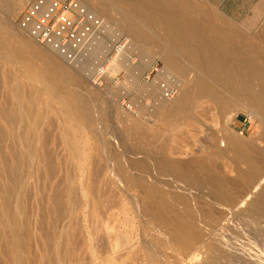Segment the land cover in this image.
<instances>
[{
    "label": "rangeland",
    "instance_id": "374dc122",
    "mask_svg": "<svg viewBox=\"0 0 264 264\" xmlns=\"http://www.w3.org/2000/svg\"><path fill=\"white\" fill-rule=\"evenodd\" d=\"M3 1L6 0L0 2V16L4 15L1 14L4 13ZM29 1L23 0L22 5L14 14L15 18L12 19V26L16 30L17 36L22 39H26L27 36L18 30L17 20L21 10ZM97 1L88 0L90 6L100 11L99 16L105 21L106 29L104 28L105 31L102 35L104 44L102 46L100 44L101 52L98 50L100 53L93 57L90 53L92 51H90L89 55L86 53L73 63L62 61L71 71L69 75L56 72V78L54 76L56 80L51 79L58 84L63 82V87L56 90V95L50 93V96L49 92L42 91L43 82L38 76L44 68L49 75H53L55 72L50 67V63L43 61V57L47 54H54L47 47L44 46L46 52L38 50V53H34L38 44L30 41L27 52L32 55L31 59L22 56L20 59L16 57L15 60L12 58L15 57L12 54L0 51L2 53L0 54V199L12 189L15 183L16 187L11 193L10 205V209L15 215L14 223L18 229L24 225V217L20 212L22 210L28 217L27 228L30 233L28 234L29 244L27 243L29 246L26 245L23 250L19 246L21 237L19 230L8 239L9 237H6V221L0 215V264H21V261L24 264H34L33 259L37 256L36 253H40V248L45 243L44 241L42 244L44 240L41 236L42 231L36 229L40 228L37 227L39 221H43L40 218L45 220V217L47 222H43L48 230L51 231L52 225H54L53 230H55L52 232L58 235L62 234L60 236L67 243H70L71 240L76 245L78 244V249L75 247L77 250L75 248L73 250L76 251L74 254L77 256L82 253L81 256H87L89 251L97 256L99 246L95 245V241L99 238L103 239L107 235L113 238L114 232L117 231L120 236L119 242L127 243L131 240L127 245H130L132 252L134 253L138 249L134 254L141 255L140 258L143 260L154 259L156 262H153L154 264H264V210H250L247 204L240 206L238 202L240 193L246 188V176H249L250 173L245 162L239 159L227 142L229 137H231L229 139H238L242 149L264 164V133L260 132L257 119L252 118L253 122L255 121L252 127L240 134L243 127L241 120L249 114L246 110L247 106L245 107V104L243 106L229 92V83L212 84L216 94L208 98L201 97L198 95L199 86L196 79L204 73L196 63L185 58L182 49L171 48L161 36L151 29L145 28L142 22H136L137 26L141 28V33L132 35L129 29L134 22V17L128 9V3L124 4L121 0H108L110 5L106 6L109 7L104 12L102 6L107 0L105 2ZM192 1L207 12L209 11L210 20L212 19L211 22L217 29L220 28L218 30H224L227 25H230L243 34L254 36L257 43L254 40L252 42L256 43L261 52L264 51L262 49L264 44L257 41L258 35L259 37L264 36V0ZM100 8L102 9L100 10ZM121 39L127 41L124 55H122L128 62L122 67L120 86H115L110 82L115 72L112 69L107 74L108 80L105 86L101 88L93 86L90 74L95 67L104 63L112 45ZM236 42L240 45L246 43L245 39L237 37ZM164 50L175 57L177 65L180 66L177 73H172L174 76L166 75L174 87L173 97L191 87L195 91L189 94L188 109H186V115L182 120L173 119L168 112L172 105V101H170L172 97L164 100L159 96L155 84L157 79L161 78L158 77V73L153 72L149 82H146L142 76L144 70L154 64H157L161 71L163 64L158 55ZM133 59L136 61L135 65L132 64ZM129 62L131 64H128ZM35 68L40 69V72ZM9 77H13L12 80ZM68 90L77 94L74 98L73 115H68L64 111L65 91ZM159 102H164V108L161 110L156 108ZM27 110L29 111L27 112ZM17 111H21L20 118L15 116ZM86 114L88 118L94 120L96 126L94 124L87 125ZM167 114L168 117H165ZM15 117L17 118L15 119ZM70 120L75 124L73 130L67 124V121ZM91 129H94L95 132ZM73 140L80 147L79 153L82 155L79 154V158L74 157ZM213 146L223 150V155L220 157L209 156ZM162 161L185 166L187 170H191V177H200L202 183L192 184L189 177L176 179L172 182V175L166 177L161 174L163 169L160 163ZM199 162H203V168L198 169L200 171L195 173V165ZM146 164H149L148 169L151 170L149 169V172L143 170L141 173L143 187L151 188L153 186L149 173H152L151 176L156 173L155 176H159L157 178L169 179V182L176 186L175 188L182 191L186 204L175 203L170 213L172 215L179 214V225L192 224L200 232L199 241L196 242L192 251L190 249L186 252L181 245L178 247L173 245L170 238H167L169 237L167 232L173 226L172 223L163 225L158 220H154L157 217H153L151 212L146 210L149 205L145 201V194L141 193L143 191L142 184L137 182V178L133 174L136 168L146 167ZM157 166L158 169H162L161 172L159 169V175ZM122 171L128 173L130 187H126L125 182L121 180L119 174ZM121 186H124L122 190ZM261 186L256 189L257 191H254L256 192L254 194L264 190V184ZM157 188H159L158 191L163 190L161 184L156 186ZM101 192L104 194L102 195L103 199L101 195L99 196ZM54 195H56L55 197L59 196L57 197L58 206L64 208L67 213L65 218L63 217L65 220L61 218L62 220L58 219L56 222L55 220L51 221L53 218L51 211L54 208L52 206L55 205L52 204ZM166 195V199L171 198L169 192H166ZM61 197L63 198L61 199ZM133 198L136 203L132 204ZM60 199L61 204H59ZM87 199L88 203H86ZM107 199L109 200L106 203ZM65 201L66 203H64ZM111 204L114 205V208L110 206ZM135 205L139 206L136 208ZM87 206L90 210H86ZM108 206L110 207L108 208ZM105 207L109 214L105 212ZM131 207H135L136 211L131 210ZM45 210L47 211L45 212ZM100 211L103 213H99ZM41 215L45 217L43 218ZM158 216L160 215L158 214ZM148 217L149 219H147ZM125 221L128 224H124ZM156 221H158V225ZM51 222H53L52 225ZM150 222L151 224H149ZM70 225L71 227H69ZM127 225L128 229H126ZM159 230L161 232H158ZM90 232L100 234V237H98L99 235L96 237ZM93 236L97 239H94ZM92 238L95 240L94 242ZM121 238L123 239L121 240ZM165 240L166 243H164ZM35 241L39 243L36 244ZM100 242L101 240L98 241V243ZM8 248L13 252V256L7 253Z\"/></svg>",
    "mask_w": 264,
    "mask_h": 264
},
{
    "label": "bare ground",
    "instance_id": "6f19581e",
    "mask_svg": "<svg viewBox=\"0 0 264 264\" xmlns=\"http://www.w3.org/2000/svg\"><path fill=\"white\" fill-rule=\"evenodd\" d=\"M80 1L83 4H85L90 10H92L95 14H97V15L100 14L99 13L100 11H98V9H95L92 6H90V3L88 2V0H80ZM95 1H97V0H95ZM99 1H101V0H99ZM103 1L105 2L106 0H103ZM122 1L124 4L128 3V5H129L128 9L130 10V12L132 13V15L134 17V22H132L131 27L129 29V30H131L132 35H138L139 33H141V28L137 26L136 22H142L145 28L151 29L157 35L161 36L168 43V45L171 48L182 49V51L185 55V58L190 60L191 62L196 63L197 67L200 68L201 72L204 73L202 76H200L196 79L197 85L199 86V88H198L199 94L198 95H200L201 97L208 98V97L214 96L216 94V92L214 90L215 88H214V86H212V84L213 85L214 84L219 85L221 83L222 84H224V83L228 84L229 83L228 84V86L230 85L228 88L229 92L231 94H233L237 98L238 102H241L243 104V106H244V104H245V107L247 106L246 110H248V114L252 118L257 119L258 128H259L261 133H264V53H262L264 51L261 52L259 50V47L256 45L257 42L255 41L254 36L252 37L251 35L243 34V32L236 30V28H234L230 25H227L226 29H224V30L222 28H221L222 30H218L220 28L218 27V29H217L212 24V22H211L212 19L210 20L211 16L208 13L209 11L207 12V10L200 7L199 4L193 2L192 0H121V2ZM0 2H1V0H0ZM22 2H23V0H6L3 3L4 4V13H1L4 15L0 16V26L2 27V29H0V51H3L4 53L7 52V53L12 54L13 56H15V57H12L15 60L17 59L16 57H18L20 59V58H22V56H24V57L26 56V58L29 57L31 59L32 55L28 54V52H27L28 43L31 41V43L38 44V43L34 42L26 34H25L27 36L26 39H24V38L22 39V38L18 37L16 34V30L12 26V24H13L12 19L15 18L14 14H15L16 10L18 8H20V6L22 5ZM112 2H114V1H112ZM98 3H100V2H98ZM105 3H107V4L105 5ZM105 3L102 6L104 12H105V9L107 10V8L109 7V6L108 7H106V6L110 5V4H108V0ZM199 3H200V1H199ZM1 6H3V5H1ZM102 8H100V10ZM210 14H211V12H210ZM18 30H20V29L18 28ZM236 37L239 39L240 38L245 39V41H246V43L244 42L245 45H240V43H237ZM94 40H95L94 42H96L95 48L92 50H87L88 55H89L90 51H92V52H90L92 54V56L93 55L95 56L101 52L100 51L101 46H102V44H104V43H102V41L104 42L103 38L102 37H96ZM253 40L256 43L252 42ZM256 40H257V38H256ZM257 41L264 44V36L259 37V35H258ZM100 44H101V46H100ZM38 45L36 46L37 49L34 51V53H38V50L39 51L43 50L46 52V50H44V46H42L40 44H38ZM262 49H264V47H262ZM98 50L100 51L99 53H98ZM53 53L54 54L49 53V55L47 54L46 56L43 57V61L45 63L46 62L50 63L49 64L50 67H52L54 69L55 72L53 73V75H49L47 73L46 68L42 69L41 72H40V69L35 68L36 70H39V72H40V73L38 72L40 74L38 76H39V78H41V81L43 82L42 91L45 90V92L47 91V93L49 92V94L50 93L55 94L57 89L63 87V85H62L63 82H62V84H61V82L58 84V82L54 81V80H56V79H54L56 72L60 73L62 75H69L70 71H71L70 68L63 63L64 61L66 63V60H64L61 56H59L55 52H53ZM0 54H2V53H0ZM5 57H7V56H5ZM158 58L161 60V62L163 64L162 69H161L158 77H160V76L163 77V76H166L167 74L170 75L172 73L174 74V72H176V73L178 72L180 66L177 65L176 58L171 56L167 51L164 50L163 52H161L158 55ZM126 62H128L126 60V58L123 55H120L119 57L116 58V60L113 62V64L110 65L108 68L109 69H113V68L115 69V67H124L126 65L125 64ZM45 63H43V64H45ZM128 64H131V63L129 62ZM128 64H127V66H128ZM31 66H33V65H31ZM129 66H131V65H129ZM43 67H45V66H43ZM10 78L11 77H9V79ZM12 78H11V80H12ZM39 78H38V80L40 81ZM55 78H56V76H55ZM51 79H54V80H51ZM197 85H195V86H197ZM188 87H189V85H188ZM192 90H193V92H192ZM194 92L195 91H194L193 87H191L187 90H184V91L178 93L176 96L170 98V101H172V105H171V108L169 107L170 109L168 108L169 109L168 112H169L170 116L173 117V119L182 120L185 117L186 109H188L187 106L189 103V94L194 93ZM196 92H197V89H196ZM51 94H50V96H51ZM76 95L77 94L75 92H73L72 90L65 91V97L64 98L66 99V101L64 103V111L68 115H73L72 111L75 108L74 107V98ZM164 100H166V99H164ZM163 104H164V102L163 103L159 102L157 104V107H156L157 110H161L162 108H164ZM33 107L34 106H32V108ZM165 107H166V105H165ZM28 111L29 110H27V112ZM17 112L18 113L15 114V116L20 118L21 117V111H17ZM32 112L34 113V111H31V113ZM78 112H79V110H78ZM14 113H16V112H14ZM80 114H82V112H80ZM170 116H169V118H170ZM10 117H11V115H10ZM17 117H15V119ZM31 117H33V116L31 115ZM165 117H168V114ZM13 118H14V116H13ZM27 118H28V116H27ZM23 120H25V119H23ZM85 122L87 123V125H93V124L95 125L94 120L88 118L87 114H86ZM67 124L71 130L74 129L75 124L71 120L67 121ZM26 127H27V125H26ZM91 128H93V127H91ZM93 130L91 129V131H93ZM94 132H95V130H94ZM66 134H67V132H66ZM35 138H36V136H35ZM229 138H231V137H229ZM229 138L227 139L228 146L231 147L235 151V153L238 155L240 160L245 162L246 167L248 168L249 173H250L249 176H246V180H245L246 188L240 193V199L238 202L240 203V206L247 204L248 208H250V210H253V211L264 210V193H262V191H264V190L258 192L257 194H254V193H256L254 191H257L256 189H259L260 187H262L261 185L264 184V164H262L256 158L251 157L244 149H242L243 147L241 146V143L238 141V139L235 140L236 138L235 139H229ZM17 140H19V139H17ZM32 140L34 141L35 139H32ZM19 142H21V141H19ZM72 145H73V150L75 153L74 157L79 158L78 155L81 154V153H79L80 147H78V145L76 144V141H74V140H73ZM222 155H223V150L219 149L218 147L213 146L210 149L209 156L220 157ZM152 164H154V163H152ZM160 164L162 166L161 168L163 169V171H162V169L159 168L160 172L162 171L161 174H163L166 177L167 176L169 177L172 175L171 176L172 182L176 181V179L189 177L192 184H195V182L197 184L202 183V180L200 179V177H195V176L191 177V175H192L191 170L190 169L187 170L185 168V166H183V165H173L171 162L165 163L163 161ZM160 164H159V166H160ZM148 165L149 164H146V167L145 166L139 167L133 171V174L137 178V182L139 184H142L143 191H141V193L143 192V194H145L144 195V198L146 199L145 201L149 205L148 206L147 204H145L149 208L148 209L145 206L147 208L146 210H149L153 217L156 216L157 218H155L154 220H158L161 224L163 223V225H164V224L172 223L173 226L171 227L169 232H167L169 234V237H167V236L166 237L168 239L170 238L173 245H176V247L181 245L185 249L186 252H188L190 249L192 251L196 242L199 241L198 238L200 236L199 235L200 232H198L195 225H192V224L191 225H179V219H180L178 217L179 214L174 213L172 215L170 213L172 211V208H173L175 203L179 202V203H183L184 205L186 204V199L183 197L182 191H179L180 190L179 188H175L176 186H174L173 183L169 182V179L166 178L165 180H162L161 177L157 178L159 176L156 177L155 172H154L155 177L151 176L152 173L151 174L149 173V176H150L149 178L151 179L153 186L151 188L143 187L144 185L142 183L143 178H142L141 173L143 170H148V172H149L150 168L148 169ZM119 168L121 169V166ZM195 168H196L195 173L200 171L198 169L203 168V162L197 163L195 165ZM12 169L13 168L11 167V170ZM153 169H155V168H153ZM157 169H158V166H157ZM159 169L157 171V174L159 172ZM191 169H193V168H191ZM119 176L121 177V180H123L125 182L126 187L131 186V183L128 182L129 175L127 172L122 171L119 174ZM164 176H163V178H164ZM117 177H116V180L118 179ZM173 177H174V179H173ZM15 178H17V177L15 176ZM18 178H20V177H18ZM113 180L115 182V179H113ZM120 184L122 185L121 182H120ZM159 184L162 185L163 190L161 189L160 191H158L159 188L156 189V186H158ZM15 187H16V184L14 183V186H12V189L0 199V202H1L0 215L3 219L5 218V221H6V223H5L7 225L6 226V237L7 238L9 237L8 239H10V237H13L15 232L19 230V234L21 235L20 240H19V246H20V248H22L24 250L26 248V245L29 244L28 240L30 239V238L28 239V234H30L28 231L29 229L27 228V225H28L27 224L28 223L27 218L28 217L24 214L25 212H22V210L20 211L24 217V225L22 227H19V229H18L14 223L15 215H14V213H12V211L10 209L11 193L13 192ZM216 187L218 188V186H216ZM122 188H124V186L123 187L121 186V190H122ZM252 188H254V190H251ZM101 189H102V187H101ZM105 191H107V190H105ZM102 192L99 194V196L101 195V197H102V195H104ZM166 192L170 193V195H171L170 199H166L167 198ZM104 193H106V192H104ZM137 194H140V193H137ZM56 195H54L53 202H52V204L54 203L55 205L53 204L54 206H52V207H54V208H52V211H51L52 212L51 216H53L51 221L55 220V222H56V220L63 218L67 214L65 212L64 208H61L60 205L58 206V198L57 197H59V196L55 197ZM70 195L72 196V194H70ZM50 198H51V196H50ZM62 198L63 197H61V199ZM70 198H72V197H70ZM61 199H60L59 204H61ZM88 199H87L86 203H88ZM99 199L101 201L103 199V197H102V199L101 198H99ZM138 199H139V196H138ZM51 200H52V198H51ZM74 200H75V198H74ZM108 200L109 199L106 200V203ZM71 201H72V199H71ZM136 201H137V197H136ZM136 201L133 198V201H131V202L133 204V202L136 203ZM74 202L76 203V201H74ZM79 202H80V200H79ZM96 202H98V201H96ZM102 202H103V200H102ZM110 202H112V201H110ZM64 203H66V201ZM99 203H101V202H99ZM89 204H91V203H89ZM115 204H116V202H115ZM143 205H144V201H143ZM143 205H142V207H144ZM72 206H74V205H72ZM100 206H101V204H100ZM100 206H98V207H100ZM110 206H113V208H114V205L111 204ZM110 206H108V208ZM131 206H133V205H131ZM98 207H96V208H98ZM135 207H136V205H135ZM75 208H76V206H75ZM106 208L107 207L104 208L105 212H106ZM134 208L131 207V210ZM135 209H134V211H136ZM86 210H90L89 207ZM91 210H92V208H91ZM46 211L47 210H45V212ZM40 212H42V211H40ZM101 212L102 211H100L99 213H101ZM137 212H139V210ZM106 213L109 214L108 211ZM136 213H134V214L137 215ZM168 213L171 215H169ZM69 214H71V213L69 212ZM101 214H99V215H101ZM158 214L160 216H158ZM140 215H142V214H140ZM151 215H149V216L151 217ZM51 216L49 214V217H51ZM88 216H86V217H88ZM101 216H104V215H101ZM74 217H75V214H74ZM140 217H142V216H140ZM103 219H104V217H103ZM147 219H149V217ZM40 220H43L45 222L46 217H45V220L41 219V218H40ZM118 220H119V218H118ZM43 221L42 222L39 221V224H38L39 226H37V227H40V228H37L36 230L39 229L42 231V233H41L42 235L40 233L39 234L43 237L42 240L44 239L42 241V244L44 241H45V243H44L43 247L41 246L39 254H37L35 252L37 256H35V258L33 257L34 258L33 259L34 264H154L153 262H155L154 259L147 261V260H143L142 258H140L141 255L137 256L136 254H134L135 251L137 252L138 249L135 250L134 253L132 252V250H131L132 248L129 247L130 245H127L131 240L129 242L127 241V243H125L124 241H120V242H124V243H120L118 241V238L120 236H118V232L117 231L114 232V230H113V232H114L113 238L112 237L110 238V236H108V235H107V237H105L103 239L99 238V240H101L100 243H98L99 240H96V241L94 240V239H97L96 237L98 235H99L98 237H100V234H97L98 231L96 233L97 235L92 232L96 236V237L93 236L94 237V239L92 238L93 242L95 241V245L97 247L99 246V248L97 250L98 253L96 254L97 256L93 255L92 251L87 252V254H86L87 256L84 255L85 257L81 256V255H83V253L80 256H77L76 254H74V252L76 253V251H73V250L75 247L77 248L78 244L76 245V243L74 241L71 242V240H70V243H67L66 241L63 240V237L60 236L62 234L58 235L57 233L52 232L55 230V229L53 230V227H54V225H52L53 222L50 223L53 226L52 230L50 231V230H48V228H46L47 226H45V223ZM70 221H72V220H70ZM141 221H142V219H141ZM158 221H156L157 225H158ZM74 222H76V221H74ZM152 222H155V221H152ZM91 223L93 225V222H91ZM95 223H96V221H95ZM88 224H89V221H88ZM98 224H95V225L97 226ZM124 224H128L127 221H125ZM149 224H151V222ZM69 227H71V225ZM127 227H128V225L126 226V229H128ZM132 227H134V226H132ZM161 227H163V226H161ZM114 228H116V227H114ZM149 228H151V227H149ZM94 229L95 228L93 227V230ZM4 230H5V228H4ZM137 230H138V228H137ZM59 231H58V233H59ZM66 231L69 233L68 230H66ZM55 232H57V231H55ZM99 232H100V230H99ZM158 232H161V230H159ZM165 232H166V230H165ZM3 234H4V231H3ZM119 234H120V232H119ZM158 234H156V235H158ZM160 234L165 235L163 233H160ZM140 235H141V233H140ZM68 236L70 237L71 235L69 234ZM74 236L76 237V235H74ZM74 236H73V239H74ZM123 238H124V236H123ZM123 238H121V240ZM38 239H36V240L38 241ZM141 239H142V237H141ZM162 239H165V238H162ZM85 241H86V239H85ZM87 241H89V240H87ZM35 243H36V241H35ZM38 243H36V244H38ZM96 243H98L99 245ZM164 243H166V240ZM137 244H138V242H137ZM139 244H140V242H139ZM6 245H7V242H6ZM83 245L85 246V244H83ZM166 245L169 246V244H166ZM92 247H94V246H92ZM173 248H175V247H173ZM34 249H36V248H34ZM93 249L96 250V248H93ZM7 253L10 254L11 256H13V252L11 250H9V248L7 249ZM145 259H146V257H145ZM20 263L24 264V263H22V261Z\"/></svg>",
    "mask_w": 264,
    "mask_h": 264
},
{
    "label": "built area",
    "instance_id": "2783aa9c",
    "mask_svg": "<svg viewBox=\"0 0 264 264\" xmlns=\"http://www.w3.org/2000/svg\"><path fill=\"white\" fill-rule=\"evenodd\" d=\"M17 26L34 42L47 47L66 62L73 63L86 55L87 50L95 48L94 39L102 37L105 21L80 0H30L21 10ZM126 44V39L116 41L104 63L93 69L90 74L93 86L101 88L106 85L107 74L111 70L108 67L117 57L124 55ZM135 62L133 59L132 64L135 65ZM112 70L115 72L110 82L120 86L122 67H115ZM153 72L160 74L157 64L144 70L142 76L146 82H149ZM166 77L163 76L155 82L162 99L173 97L174 94V87ZM241 122L243 127L240 134L254 124L250 115L244 116Z\"/></svg>",
    "mask_w": 264,
    "mask_h": 264
}]
</instances>
